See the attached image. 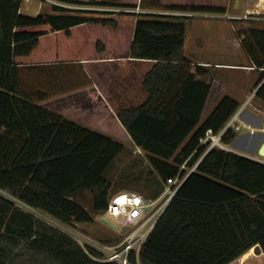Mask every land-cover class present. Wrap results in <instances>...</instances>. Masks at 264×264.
I'll return each mask as SVG.
<instances>
[{
    "label": "trees",
    "instance_id": "1",
    "mask_svg": "<svg viewBox=\"0 0 264 264\" xmlns=\"http://www.w3.org/2000/svg\"><path fill=\"white\" fill-rule=\"evenodd\" d=\"M22 1L0 0V264H117L92 259L45 217L72 226L102 213L112 189L104 174L123 142L146 153L155 196L157 185L197 163L154 223L139 264H229L257 244L264 252V162L218 147L198 161L199 138L218 132L240 103L184 54L186 15L73 9L63 3L136 4L60 0L33 16L20 11ZM125 13L135 19L118 18ZM237 37L261 71L253 97L264 104V29ZM236 135L227 129L221 142ZM82 191L92 212L76 199Z\"/></svg>",
    "mask_w": 264,
    "mask_h": 264
},
{
    "label": "rangeland",
    "instance_id": "2",
    "mask_svg": "<svg viewBox=\"0 0 264 264\" xmlns=\"http://www.w3.org/2000/svg\"><path fill=\"white\" fill-rule=\"evenodd\" d=\"M80 1L87 2L89 0H80ZM116 1L117 3H121V4H136V7L125 8L122 6L109 7V6H101L94 4H67V3H63V6L71 7L73 9L116 10L117 13L118 11H134L136 13L154 11L155 13L175 14V13H170L175 11L167 10V8L169 7V5L172 3L173 0L171 1L170 0H116ZM175 1L178 2L186 1L189 4H196V5L198 4L199 6L206 4L207 2V0H175ZM216 1L218 2V4ZM169 2L170 4H168ZM227 2L228 0L210 1L212 5L222 7L225 10L224 11L225 13L228 7ZM52 4H62V2L60 0H23L22 3V5H24L23 10H25V12H28L30 8L39 9L40 12H47V11L49 12L50 6ZM147 6H154V7L151 8ZM238 12L240 15H243L244 9L241 8L236 11V14L231 13L228 15L236 17ZM34 13L35 12H33V14ZM192 13L193 12H190V14ZM253 14L251 16H255V14L254 15ZM186 17L187 18L184 19V21L186 22V31H187L186 33L187 46L185 48L186 54L193 58L196 56L199 57L193 59V61L195 62H197V60L201 61L202 63L199 64L204 65L212 73H214L219 78H221V80L225 81L226 87L223 90L222 95L227 94L232 96L240 103L239 105L240 107L246 101V99H248V97L252 93L253 88L257 87V85H250V84H253L256 81H258L261 71L252 70L250 71L249 74L246 73L245 70L240 68L239 66H236L237 68L227 67L226 65L216 66L214 63H221V65L249 63L248 58L243 54V52L240 49H237L236 47L232 46L231 43L227 44V36L230 35V37H237V33L239 31L244 30L245 27L247 28L250 27L252 29H258V30L264 29V15L262 14L260 16L262 17L261 20H253L252 24L251 23L248 24V22L246 23L238 20L234 21L232 19L215 20L213 17H208L207 15L206 16L186 15ZM118 18L135 19V16L132 14L125 13V14H121ZM206 41H207V45L211 46L212 48L211 52L208 53L205 50L202 52L201 55V49L206 44ZM249 86H251L250 90L248 89ZM254 107L260 109V111L253 110L256 111V113L252 114L251 112L248 115L247 113L251 111L252 108ZM263 115H264V104L257 98L251 97L250 102L249 103L247 102V105L244 107L241 117L244 120H248L249 122H252L254 126L257 127L260 126L259 128H261ZM259 134H264V130L255 129L252 133H250L245 131V129H243L240 133L239 132L237 133L235 138L229 144H225L226 150L242 153L244 155H247L248 157H254L259 161L264 162V158L258 156L257 152L253 150V145L257 140V137H259L258 136ZM123 144L125 146V150L116 157L115 162H113L108 167V169L104 174L105 177L110 180L112 185L113 190L111 189L110 194L117 191L118 187H123L124 185L125 187H128V185H132V187L130 188H135L134 185H136L137 189H139L140 187L143 190L145 189V191L147 192L152 190L153 185H151L150 183L151 181H147V180L151 176H154L156 174L151 171L152 169L149 165L146 153L141 148L135 146L131 142H123ZM145 181H147L148 183H146ZM143 183L147 185L146 188H144L145 185ZM163 186H164L163 189L168 188L166 182L162 185V187ZM2 193L5 194L7 197L12 198L7 193L4 192ZM76 199L85 208L91 211L92 196L89 191L80 192L76 197ZM15 202L17 205H21L19 201L15 200ZM23 208H27V207L24 206ZM33 212L35 213L37 212L36 213L37 215L39 216L42 215L44 217V215L38 211H33ZM97 215L98 214L94 216V220L91 223H75L72 226L78 228L79 230H82L84 233L88 234L91 238L100 240L102 242H104V240L111 242L115 240L119 241L121 236L117 232L112 231L106 224L101 222ZM260 253L261 252L256 253L253 251L252 255L256 256L258 254L259 256ZM241 262H243V264H264V255L261 254L256 259H254L253 257L248 260L245 259L243 256H240L236 258L234 261H232L230 264H241Z\"/></svg>",
    "mask_w": 264,
    "mask_h": 264
},
{
    "label": "built area",
    "instance_id": "3",
    "mask_svg": "<svg viewBox=\"0 0 264 264\" xmlns=\"http://www.w3.org/2000/svg\"><path fill=\"white\" fill-rule=\"evenodd\" d=\"M251 68L255 69L256 67L251 66ZM255 89L253 88L248 99L238 107L218 132L207 129L204 136L199 138V146L205 145V147L198 161L213 147L226 149L225 144L221 142V136L227 129H233L237 133H240L243 129L247 132H253L255 129L264 130V115L261 128H259L260 126L249 124L241 117L242 111L247 102L249 103L251 97H253ZM183 166L181 165V168ZM185 177L186 175L180 177L178 174L173 179L168 178L166 181L168 188L165 189L164 196L159 198H146L141 193L128 189H120L112 193L108 198L106 209L97 216L99 219L101 216L106 218L116 226V228H113L100 219L112 231L117 232L121 236L120 240L116 242L109 243L93 239L74 226L64 225L53 218L44 217L47 222L74 238L94 260L114 261L117 264H139V253L143 243L167 202ZM123 227H126V229L121 232ZM132 256L135 263L131 261Z\"/></svg>",
    "mask_w": 264,
    "mask_h": 264
},
{
    "label": "crops",
    "instance_id": "4",
    "mask_svg": "<svg viewBox=\"0 0 264 264\" xmlns=\"http://www.w3.org/2000/svg\"><path fill=\"white\" fill-rule=\"evenodd\" d=\"M171 1V0H170ZM210 1L211 0H207V2H206V4H203V5H196V4H190V5H193V6H197V7H201V6H207V5H212V3H210ZM214 1V0H213ZM229 1L230 0H228V2H227V4H228V6H229ZM217 2V1H216ZM232 2H233V0H232ZM22 3H23V1H22ZM210 3V4H209ZM166 4V3H165ZM168 4H170V2L168 3ZM184 4H189V3H187L186 1H183V2H178V1H175V0H173L172 1V3L169 5V7L170 6H172V5H184ZM217 4H218V2H217ZM26 5V4H25ZM23 7H24V5H22L21 4V7H20V11L22 12V13H24V14H27V15H37L38 13H40V11H39V9H32V8H30L29 9V11L28 12H25V10H23ZM33 7V6H32ZM147 7H151V8H153L154 6H147ZM167 8V10H171L170 8ZM228 8V7H227ZM232 8H233V14H236V11L237 10H239V9H244V13H243V15H240L239 14V12H238V14H237V16L236 17H234V16H231V15H228L229 13L227 12V9H226V13L224 12V13H222V12H204V11H182V10H172V11H175V12H170V13H175V14H173V15H194V16H208V17H213L215 20H230V19H232V20H234V21H242V22H248V24L249 23H251L252 24V21L253 20H261L262 19V17H260L262 14L264 15V0H234V2H233V5H232ZM31 10H33V11H31ZM33 12H35L34 14H33ZM48 12V11H47ZM150 12H152V11H150ZM154 12V11H153ZM186 12H188V13H186ZM190 12H193L192 14H190ZM203 13H205V14H203ZM207 13V14H206ZM255 14V16H251L252 14ZM227 14V15H226ZM253 14V15H254ZM260 18V19H259ZM232 24V23H231ZM231 26V25H230ZM245 28H247V27H245ZM186 33H187V31H186ZM185 33V44H184V54L188 57V58H191L192 60L193 59H195V58H199V57H191V56H188L187 54H186V52H185V48H186V39H187V34ZM193 38H194V36H193ZM194 40H195V38H194ZM194 40H193V42H194ZM225 41V40H224ZM228 43H231L232 44V46H234V47H236L237 49H240L242 52H243V54L248 58V56H247V54L245 53V51L242 49V47H241V45H240V41H239V38L238 37H230V35L229 36H227V44ZM201 45V44H200ZM211 46H208L207 45V41H206V44L202 47V49H201V55H202V52L203 51H205L206 50V52H208V53H210L211 52ZM249 59V58H248ZM249 61V60H248ZM195 62V61H194ZM196 63H202L201 61H198L197 60V62ZM216 66H227V67H234V68H237L236 66H239L240 68H242V69H244L245 70V72L246 73H249L250 74V71H252V70H255V69H253V68H251V63L249 62V63H247V64H222L221 65V63H214ZM257 82V81H256ZM256 82L255 83H253V84H250V85H256ZM249 90L251 89V86H249V88H248ZM248 90V91H249ZM253 110H258V111H260V109H258V108H256V107H254V108H252V110L251 111H249L247 114L249 115V113H251L252 112V114H255L256 113V111H253ZM253 116H255V115H253ZM244 120V119H243ZM244 121H247L249 124H251V125H253V123L252 122H249L248 120H244ZM242 134V133H241ZM242 136V135H241ZM244 136V135H243ZM239 154H242V153H239ZM248 157V156H247ZM250 158H253V159H255L254 157H250ZM165 182H162V185L164 184ZM127 185V184H126ZM135 186V188H130V187H132V185H128V187H125V185L123 186V187H118L117 188V190L119 189H128V190H133V191H137L138 193H141L144 197H146V198H159V197H163L164 196V191H165V189H163L164 188V186L162 187H160V186H158L157 185V188L159 187V192H158V194L155 196V195H152L149 191L147 192V191H145V189L143 190V189H141V188H139V189H137L136 187V185H134ZM254 247V246H253ZM253 247H251L249 250H247V251H245L243 254H241L240 256H243L245 259H250V258H253L254 257V259H256V258H258L261 254L262 255H264V252L261 250V248H260V254H259V256H258V254L256 255V256H253L252 255V252H253ZM239 256V257H240ZM234 261V260H233ZM231 263V262H230ZM229 263V264H230ZM241 264H243V262H241Z\"/></svg>",
    "mask_w": 264,
    "mask_h": 264
},
{
    "label": "water",
    "instance_id": "5",
    "mask_svg": "<svg viewBox=\"0 0 264 264\" xmlns=\"http://www.w3.org/2000/svg\"><path fill=\"white\" fill-rule=\"evenodd\" d=\"M227 12L229 14H231L233 12V8H232V0L229 1V6L227 8ZM262 82V81H261ZM261 82L257 85L255 91L257 90V88L259 87V85L261 84ZM254 91V93H255ZM252 133V132H250ZM259 137H257V140L255 141L254 145H253V150L257 152V155L260 156V157H263L264 158V134H259L258 135ZM231 151V150H229ZM244 155V154H242ZM247 156V155H245ZM258 160V159H256ZM197 164V163H196ZM196 164L194 165V167L196 166ZM193 167V168H194ZM193 168L191 170H193ZM191 170L186 174V177L188 176V174L191 172ZM185 177V178H186ZM185 180V179H184ZM177 190V189H176ZM101 220H103L106 224L110 225L111 227L113 228H116V226L111 223L110 221H108L106 218L104 217H100ZM126 229V227H123L121 229V232H123L124 230ZM253 251L256 252V253H259L260 252V246L257 244L253 247Z\"/></svg>",
    "mask_w": 264,
    "mask_h": 264
}]
</instances>
